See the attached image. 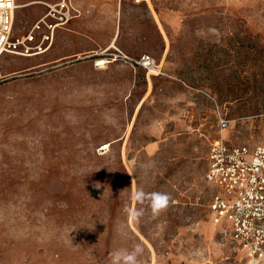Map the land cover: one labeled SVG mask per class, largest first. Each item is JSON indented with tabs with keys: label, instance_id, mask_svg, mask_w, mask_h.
<instances>
[{
	"label": "rangeland",
	"instance_id": "1",
	"mask_svg": "<svg viewBox=\"0 0 264 264\" xmlns=\"http://www.w3.org/2000/svg\"><path fill=\"white\" fill-rule=\"evenodd\" d=\"M41 1L60 0H17L29 6L14 37L47 13ZM71 1L163 75L53 49L0 58V264H108L134 243L141 264H264L213 220L205 179L220 115L229 145L264 138V0ZM137 186L170 194L168 208L154 217L130 199Z\"/></svg>",
	"mask_w": 264,
	"mask_h": 264
},
{
	"label": "built area",
	"instance_id": "2",
	"mask_svg": "<svg viewBox=\"0 0 264 264\" xmlns=\"http://www.w3.org/2000/svg\"><path fill=\"white\" fill-rule=\"evenodd\" d=\"M0 57L12 54L21 57L41 56L51 50L54 36L73 18L71 0H60L46 6L47 13L38 20L25 36L14 37L17 0H0ZM105 51L97 56L95 66L104 68L108 64L124 61L140 67L152 76L163 75L162 66L155 59L143 54L130 58L117 51ZM219 116L218 136L211 144L207 157L206 181L217 188L218 194L209 205V211L217 224L231 223L226 233L251 259L264 257V138L255 144L231 146L224 131L233 123ZM107 150L99 148L100 153Z\"/></svg>",
	"mask_w": 264,
	"mask_h": 264
},
{
	"label": "crops",
	"instance_id": "3",
	"mask_svg": "<svg viewBox=\"0 0 264 264\" xmlns=\"http://www.w3.org/2000/svg\"><path fill=\"white\" fill-rule=\"evenodd\" d=\"M72 8L74 9L75 15L70 20L69 24L65 27L59 28V30L55 33L54 43L51 48V50L53 49V60L62 61L87 58L95 61L97 56L102 55L107 50H113V47H116V50L124 54L129 52L137 53L144 51L142 48L132 49L131 45L127 43V40H120L119 27L118 29L109 30L106 38L101 37V33H104V30L100 29L94 21V17H84V15H86V11L76 7L75 10L73 4ZM91 13H94V11ZM106 17H110V14H107ZM60 29L62 31H60ZM112 31L114 32L112 33ZM140 56L134 58H139Z\"/></svg>",
	"mask_w": 264,
	"mask_h": 264
},
{
	"label": "clouds",
	"instance_id": "4",
	"mask_svg": "<svg viewBox=\"0 0 264 264\" xmlns=\"http://www.w3.org/2000/svg\"><path fill=\"white\" fill-rule=\"evenodd\" d=\"M101 185L96 184L95 187L99 188ZM130 199L136 203H147L151 210L152 215L158 216L161 212L166 210L172 199L171 195L163 192L148 193L143 187H135L131 194ZM129 219L139 221L144 215V209L126 208ZM143 246L140 243H134L130 248H116L108 257V264H141L140 257L143 255Z\"/></svg>",
	"mask_w": 264,
	"mask_h": 264
},
{
	"label": "bare ground",
	"instance_id": "5",
	"mask_svg": "<svg viewBox=\"0 0 264 264\" xmlns=\"http://www.w3.org/2000/svg\"><path fill=\"white\" fill-rule=\"evenodd\" d=\"M35 4H37V3H35ZM28 6H29V5H18V6H17V10L24 9V8H26V7H28ZM113 48L115 49L116 47H113ZM45 54H46V53H45ZM2 56H3V55H2ZM2 56H1V57H2ZM1 57H0V58H1ZM104 68H105V67H104ZM108 146H109V145H107L106 147L108 148Z\"/></svg>",
	"mask_w": 264,
	"mask_h": 264
},
{
	"label": "snow or ice",
	"instance_id": "6",
	"mask_svg": "<svg viewBox=\"0 0 264 264\" xmlns=\"http://www.w3.org/2000/svg\"><path fill=\"white\" fill-rule=\"evenodd\" d=\"M3 5H2V3H0V7H2Z\"/></svg>",
	"mask_w": 264,
	"mask_h": 264
}]
</instances>
